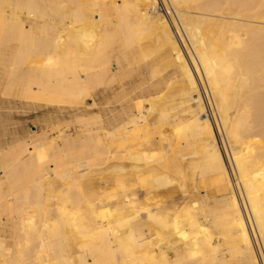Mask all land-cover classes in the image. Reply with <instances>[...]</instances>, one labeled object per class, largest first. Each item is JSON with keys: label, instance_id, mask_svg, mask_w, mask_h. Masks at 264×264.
<instances>
[{"label": "bare ground", "instance_id": "6f19581e", "mask_svg": "<svg viewBox=\"0 0 264 264\" xmlns=\"http://www.w3.org/2000/svg\"><path fill=\"white\" fill-rule=\"evenodd\" d=\"M163 3L0 0L8 103L83 111L87 97L124 86L160 46L179 53L182 76L170 103L159 106L171 83L156 82L135 102L119 94L111 116L106 107L77 116L76 133L0 149V226H9L0 238L12 241L0 264H264V0ZM199 88L212 96L227 145ZM174 105L184 106L185 124ZM173 118L170 154L162 130ZM153 149L162 152L147 156ZM94 172L111 177L108 186ZM186 178L200 194L193 200L176 196ZM202 188L231 198L209 208Z\"/></svg>", "mask_w": 264, "mask_h": 264}, {"label": "rangeland", "instance_id": "374dc122", "mask_svg": "<svg viewBox=\"0 0 264 264\" xmlns=\"http://www.w3.org/2000/svg\"><path fill=\"white\" fill-rule=\"evenodd\" d=\"M160 1L163 5L164 4L163 0H160ZM172 11L176 12V10H174V9H172ZM164 12H167L165 10V8H164ZM166 15H168V12ZM152 44H154L155 46L160 45L155 40L152 41ZM182 44H183V42H182ZM183 48H184V51H185L188 59L191 60V52L193 54L192 49L190 48V51H189L185 44H183ZM178 65H179V53L172 51V50H169L168 48H166L164 46H160V48L157 49L153 54H151L145 61H143L139 65L135 66L136 67L135 72L131 75L132 77L130 76L126 80V83L124 84V86L117 85L114 89H108L106 91H104L103 88H100L98 90V92H96L93 96L87 97L86 101H85L86 107L83 111H75L71 108L61 109L58 107H38L35 104L30 103L29 101H20L18 99L16 100V102L14 101L13 103L12 102L8 103V101L6 102L4 100V98L2 97L3 88L1 85V78H0V149H2V147L6 148L5 146H7V145L9 146L10 144H12L17 139H20V140H22V139L28 140V138H32V139L36 138L37 139V138L42 137V136L58 137L61 134V132L76 133L77 128L79 126L77 120H78V117L80 115H82V113H85L87 115L97 114V113H99V111L102 110L103 107L107 108L108 113H109L108 107H110V108L111 107L112 108L117 107L120 109V103L116 101V97L119 94L127 93L128 96H130V98L132 100H134V102H135L141 98L146 97L147 93H148L149 85L154 84L156 82L171 83V86L169 88H167L166 92L163 94V96L161 98L162 100H160L161 103H159V106L161 104H164V103L165 104L170 103L175 99H179L178 94H180L181 89H182L181 88L182 85L180 83L182 76L178 70ZM112 69L114 71L118 70V64H117L116 60L112 61ZM202 76H203V74H202ZM198 81H200L199 78H198ZM200 82H198V84H199V87L202 88L203 86H202V83L200 84ZM201 88H199V89H200L201 95L203 96L205 102L207 103L206 108H209L206 111V115L208 114L210 116V118H212L215 130H216L215 123L218 124L219 129H220V132L218 134V138L220 137V139H221V137H222L221 142H223L227 145L228 143L226 141V137L224 135V132L222 131L220 119L218 116L216 106L212 100V96H211L208 89L204 90ZM202 92L205 94H203ZM142 94H144L145 96ZM194 96H196V93H194ZM208 99H209V101H208ZM208 102H209V105H208ZM146 104H148V106H149L150 103L146 100ZM110 105H112V106H110ZM171 108H172V111L174 112L173 113L174 117L177 115L181 116L180 124H185L186 123V118H185L186 116L184 115L185 112L182 110L184 108V106L180 107L178 105H174ZM117 111L118 110H116V112ZM153 114H155V115L157 114L156 115V118H157L158 112L156 111V113H155V111H154V113H152V114L150 113V115H149L150 119L148 120V122L149 123L152 122L151 124L153 126V127L151 126V128L156 127V124H153V122L155 121L154 120L155 117L151 116ZM108 116H111V114L109 113ZM176 122H177L176 119L173 118L172 120H170V122H167V124H164L163 130H162V132L165 135V139H166V140H164V142H163L164 145L162 147H164L163 149L169 151L170 154L173 153V151H175V149H176L175 144L170 143V142H173V139H175V136L173 135L174 134L173 130L176 127H174L172 129V127H170L168 125V123L169 124H175ZM155 135L158 136L159 133L157 132V134H155ZM117 141L118 140H115L114 143H117ZM149 152L150 153H148V151L145 152L147 156H153V155L157 156L160 152H162V150L159 151L158 149H153L151 151L149 150ZM224 154H225V152H224ZM225 157H226V155H225ZM124 160H125V158H123L122 161H124ZM226 160H227V158H226ZM105 172H108V171H105ZM105 172H102V173L94 172L92 174L93 176L97 175L98 177L100 176L98 174H101V176H100L101 182H100V180H99V182L101 183L102 189L105 186H108L105 181L108 179H111V177H108V179H103V181H102V178H105V177H102V175ZM188 179L189 178L185 179V182H187V183H186V186L184 188L186 189V187H187V189L190 190V192L185 193L183 191L184 188L183 189L179 188L176 192V193H178L179 196L177 194H176V196L178 198H180V197L184 198V196H185L189 200L192 196L191 199L193 200L196 198V193H197V195H200V194H198V190L196 189L195 182L194 181L190 182L191 179H189V180ZM186 180H188V181H186ZM210 180H208V181H210ZM180 182H182V180H180L179 183ZM104 183H105V185H104ZM179 183L176 182V185ZM208 187H210V184L208 185ZM201 190H203L201 192L202 196H205V195L208 196V202L210 204L209 208H211V207L215 208L214 205H216V204H218L220 206L224 205V202L228 201L231 198V194L229 193L228 190H222L221 192H218L215 194L209 192V191H211L210 188L208 189V191H207V188H202ZM142 191H139L138 194L140 195V198L142 200H145V198H146L145 193ZM156 193L157 192L154 191L152 193V195L155 196V198L158 200H161V199L169 200L170 199V197L167 195L166 192L158 191L157 195H156ZM160 195H161V197H160ZM193 195L195 196V198L193 197ZM183 205H185V203ZM207 209H206V211H207ZM204 214H205V211H200V215H201L200 217L204 218ZM7 226L8 225H6L5 228L2 226L3 229L0 226V230H3L6 235H8V231H9L8 230L9 226L8 227ZM217 239L219 242L220 241L222 242L224 249L228 248V246L226 245L224 238L221 234L217 235ZM11 242L12 241L9 238L6 240L0 238V249L3 250L5 248L10 247ZM173 252L174 251L170 250V255H174ZM261 262L263 264L262 260H261ZM40 263L45 264V262H41V261L38 262V264H40Z\"/></svg>", "mask_w": 264, "mask_h": 264}]
</instances>
